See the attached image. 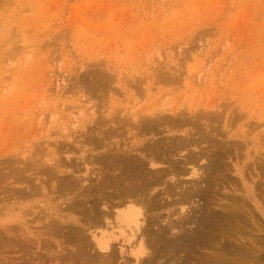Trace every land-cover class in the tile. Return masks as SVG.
I'll return each instance as SVG.
<instances>
[{"label":"rangeland","instance_id":"1","mask_svg":"<svg viewBox=\"0 0 264 264\" xmlns=\"http://www.w3.org/2000/svg\"><path fill=\"white\" fill-rule=\"evenodd\" d=\"M135 104H139L142 110L149 105L155 109L158 107L166 110H186L182 113L187 123L179 127L177 125L171 132L163 128V133H156L157 137L167 135L173 137V140H181L186 136L184 131L190 128L203 133L208 130L206 133L208 137L210 135L211 143L208 142L209 145L203 142L198 146L206 156L201 158L196 168L202 166L204 169L209 160L210 164L206 168L211 174L204 172L198 178L187 173L178 178L180 188L176 190L175 195L179 189L183 192L188 189L189 195L192 194L191 200L184 204L188 219L197 220L199 215L202 216L201 212L219 213L230 202L229 198L245 195L246 190L249 191L248 188L254 196L256 195L254 198L257 203L263 206V200H260L261 197L258 199L257 193L261 191L259 195L264 197V0H0V159L5 161L10 155L12 157L15 154L17 158L21 155L19 158H24V163H30V170L24 174L25 177H29L30 183L33 180L35 186L39 185L38 192L41 193L15 200L23 204L20 212L26 219L31 233L27 235V238L30 237V246L25 247L27 250L18 248L17 240L20 241L22 237L13 240L11 234L4 235V240L1 239L4 243L0 245V252L3 251L0 253V264H21V261L22 264H77L69 257V253L74 252V243L68 239L67 232L68 228L78 225L58 221L59 231L57 224V230L49 231L48 227L45 229V225L51 219L45 223L47 219L44 220L42 214L48 212V206L61 207L63 212L70 214L72 218L79 219V222L84 221L88 206L99 196L96 191H91L86 197L79 195L80 192L85 193L81 191L84 186L90 187L89 183L92 187L97 181L93 173L85 177L86 164L91 167L89 159L97 158L106 152L103 147H99L104 140L118 143L129 138L132 140L131 133L135 130L123 126L122 122L127 121L125 117ZM213 104H216V109ZM210 105L214 109H210ZM192 110L202 114L215 110L219 111V115L211 118L201 115L202 117L198 116L200 120L192 124L189 123V120H194L190 119L189 112ZM54 113H57L58 122L48 124L50 114ZM166 115L171 120L175 119L169 111ZM115 116L119 117L118 121ZM39 117H43V125L34 122ZM95 120H99V124H95ZM42 129L44 132L40 133ZM110 132H113L111 136ZM103 134H107L105 139ZM244 134L246 138L242 140L240 136ZM65 136L77 142L68 144ZM149 137L147 134L144 137L143 134H137V138H141L140 142L143 143H146ZM163 137L165 143L170 140L166 136ZM96 140H99V143ZM49 141L51 142L48 143ZM36 142L38 145L43 144L37 147ZM61 142L67 143L62 145L71 148L67 152H63V149L59 152L58 149V153H55L61 159L60 168L63 172L59 173L52 166V171L58 179L47 180V176L41 173L30 159L51 155ZM94 142L98 143L99 148H90ZM244 142L246 145L242 144ZM214 150L217 155L213 156L211 153ZM83 151L86 155L85 162L76 158L80 157V152ZM185 152V149L181 152L176 149L172 154L182 158ZM208 157L212 160L207 159ZM23 160H18L17 163L9 161L13 164V169L9 168L8 163L0 164V172L17 178L18 175L10 172L11 169L15 171L24 167ZM100 166H94L95 172L99 171ZM102 167L100 171L104 173L101 175H106V179L117 173L113 168H107L105 165ZM146 167L149 168L147 164ZM77 168L80 169L79 172ZM149 169L150 176H154L156 171ZM188 170L191 171L189 168ZM79 174L87 178L86 183L81 182L83 185L76 193L77 197L73 193L68 199H77L82 206L70 209V212L65 211L63 208L68 201L58 200V193L53 191V187H59L62 178L75 180ZM10 177H4L8 182L0 181V186L4 188L0 193V206H11L13 199L8 188H20L26 184L17 182L18 178L10 180ZM164 180L166 183L167 180L171 181L169 176ZM169 181L168 183L172 182ZM195 186L203 192V195H198L199 198L194 196ZM164 187L163 183L155 186L153 193L161 197L158 198L162 203L175 200V195L167 197L162 193ZM246 200L255 219L262 226L253 228L251 235L259 234L264 237V216L259 214L249 198L246 197ZM19 206L11 207L19 212ZM176 206L174 208L178 211H171L175 212L170 216L173 220L180 211V206ZM208 212L205 214H210ZM166 214H169L167 210H159V219H156V222L167 217ZM1 216L3 215L0 214ZM161 223L157 226L164 224ZM191 225L187 224L185 230ZM157 226L155 225L153 230ZM259 229L263 231L259 232ZM55 231L58 233L54 234ZM121 244L124 246L123 251H127L126 243H117L115 256L119 255ZM200 252L207 253L203 249L200 250L198 253L203 256L204 253ZM22 258H25V261ZM127 258L129 260V255H125V259ZM30 260L31 262H28ZM130 264L134 263L130 261Z\"/></svg>","mask_w":264,"mask_h":264},{"label":"bare ground","instance_id":"2","mask_svg":"<svg viewBox=\"0 0 264 264\" xmlns=\"http://www.w3.org/2000/svg\"><path fill=\"white\" fill-rule=\"evenodd\" d=\"M19 49H20V47H19ZM18 59H19V57H18ZM24 60H27V59H24ZM95 65H93V66H95ZM98 78H100V76ZM102 79L104 80V78H102ZM109 81L111 84V80H109ZM154 84H156V82ZM85 89H86V87H85ZM86 90H88V89H86ZM139 96H141V95L139 94ZM162 105H164V104H162ZM214 105H216V104H213L212 106H214ZM212 106L210 105L209 108L214 109ZM141 107H142V105H141ZM144 108L145 109L142 110L139 108V104H137V105L135 104L132 108L129 109L128 113L130 115L126 113L127 118L125 117V120H127V121L122 122L123 126H125V127L129 126V129L135 130L134 133H131V139L132 140H130V138H129L127 141L123 140L121 143L110 141L108 139L104 140L105 142L100 143L99 147L100 146L103 147L104 151H106V152L97 158L91 157L89 159L90 160L89 163L92 164L91 167H89V166L87 167V164H86L85 169L87 172H86L85 177H87V175H90L91 173H93L96 175V177L95 176L94 177L97 178L96 179L97 181L95 183L92 182L93 183L92 187H91V184H89V183H88V186L90 185V187H86V188H85V186L83 187L85 190L82 189L81 191L85 192L86 194L85 193L81 194V192H80V194L79 193L78 194L81 195L82 197H86L88 195V193H91V191H96L99 194V196H98V198H96V201L93 204H90L88 206L89 210L86 212V218H84V221L79 222L80 221L79 219L72 218V216L70 214L64 213L61 207L59 208L57 206L58 208H55L53 206H48L47 207L48 212L42 214L44 220L47 219L45 221V223H47V221L49 219H51L45 225L46 226L45 229L48 227L47 230L49 229V231H51V230L54 231V229L59 224L58 221H62L63 223L73 222V223H76L78 225V226H75L72 228H68L69 229V230L67 229L68 232L66 231L67 233H69L68 239L74 243V245H73L74 252L71 251V253H69L70 254L69 257H71V259L76 261L77 264H104L105 262H109V263H113V264H116V263L118 264V262H120V264H121V262H122V264L123 263L124 264H127V263L130 264V261L134 264H260V263L264 262V250H263L264 249V237L260 236L259 234L251 235V233H252L251 231L253 228H255V227L262 228V226H260L259 225L260 223H258L257 219H255L256 217L253 214V210L249 207L250 205H248L249 203L246 200V197L249 198L254 203L255 209L259 212V214L262 217L264 216V205L260 206L257 203L256 199L254 198L256 195L255 196L253 195V192L250 188H248L249 191L246 190L245 195L241 194L238 197H236L237 195L234 197L231 194V196H233V198H231V199L229 198L230 202L227 203L226 207H224L219 213L207 211L210 214L206 215L205 213H207V212H204L201 208L200 210H202L204 213L201 212L202 216L199 215L200 217L198 216L197 220L194 219L195 221H193V220L191 221L190 220L191 218L188 219V215L186 213L187 209L185 210V207H184V204L187 203L192 198L191 192H190L191 195H189L188 189L186 192L185 191L183 192L181 189H179L180 191H178L177 195H175L176 190L178 188H180V186H178V184H180V182H178V181L180 179L181 174L186 175L187 173H190L192 176H198V178H200L202 176V174H204V172L211 174L209 172V169L206 168V166L208 164H210L209 160H207L208 164L204 167V169H202V166H200L199 168H196L198 165V162L201 160V158L206 156V153L202 150V148H198V146L203 142L211 143L210 138H209L210 135L208 137V133H206L208 130L206 129L207 131L206 132L204 131L205 133H203L201 131L190 128L189 130L184 131V134L186 136H184V137L181 136L182 137L181 140L180 139L177 140V138H176V140H173V137H171V136L169 137L167 135L162 134L163 136H166V138L170 139L168 141L169 144H167L168 142L165 143L164 137L163 136L157 137L158 134L156 135V133H160V134L163 133L161 131H163L165 128L171 132V130H173V128H177L176 127L177 125L179 127V125H183L184 123H187L186 122L187 120H185V116H184V113L186 110L180 111L181 109L179 110V108H176L177 110H174L175 108L171 109V110H168V109L166 110V108L158 109V107H156V109H155L152 107V105H149V107H147V108L144 107ZM159 108H160V106H159ZM215 109H216V107H215ZM137 110H138V112H136ZM167 111H169V113H171L173 116H175L174 120L169 119L168 118L169 116L167 117V115H166ZM208 111H205L203 114L199 113V111H196V112L194 110L190 111L189 112V114H191L190 119L194 118V120L192 121V120L188 119L190 121L189 123L194 124V121L198 122V119L200 120V118L198 116H201V115L203 117H208V118H211L212 116L219 115V113H218L219 111H217V112L215 110H212L210 112H208ZM182 112H184V113H182ZM235 112H237V111L235 110ZM78 113H80V112H78ZM97 113L99 114V112H97ZM102 113H104L103 110H102ZM81 115H82V113H81ZM81 115H79V116H81ZM236 115H234V116H236ZM116 118L118 121L119 117H116ZM57 119H58L57 113L50 114L48 124H50V123L53 124V122L57 123L58 122ZM43 120H44L43 117H39L37 119V121H34V122H36L37 125H43ZM230 120H232V119H230ZM98 121H96V123L95 122L94 123L99 124ZM214 121H216V120H214ZM236 121H237V119H236ZM33 124H35V123H33ZM169 125H170V127H168ZM196 125H199V124H196ZM255 125H256V123H255ZM207 126H208V124H206V128H207ZM63 128L65 129L64 126H63ZM203 128H205V127H203ZM58 129H61V128H58ZM129 129L127 128V130H129ZM42 130H40V133L44 132V130L43 131ZM63 130H61V131L64 133L65 131H63ZM87 130H89V129H87ZM66 131H67V129H66ZM216 131H217V128H216ZM88 133H89V131L86 132V134H88ZM97 133L100 134L99 132H97ZM139 133H140V135L143 134V137L146 134L150 135V137L146 141V143L140 142L141 138H137V134H139ZM29 134H31V133H29ZM112 134H113V132H110L109 136H111ZM102 136L105 139L107 134H103ZM65 137H67V136H65ZM154 137H156V138H154ZM240 137L242 140H245L246 134H244ZM33 138L35 139V137H33ZM68 138H70V137L66 138L68 140V141H66L68 144H69V142L71 144L77 142V141L74 142L73 140H69ZM99 140L102 141L101 138ZM99 140H96V141L99 143ZM54 141L55 140H52V142H54ZM50 142L51 141H49L48 143H50ZM54 143L57 144V142H54ZM62 143L63 142L58 144V146L56 148L57 150L56 149L53 150L51 152V155H47V156H43V157H40L41 156L40 155L39 156L40 158L36 157V158L30 159L32 164H34V166H36L40 170L41 173H43L44 175L47 176V178H46L47 180H54L55 178H57V176H55V174H54L55 172L53 173V171H52L53 168L57 169V171L59 173L63 172V169L60 168L62 165V163H60L61 159L58 158V155L56 156L55 153L56 152L58 153V149H59V152H61L60 150H62V149H63L62 150L63 152H67L69 149L71 150V148H69L70 146L65 147L64 145H62ZM67 143H63V144H67ZM98 143L94 142V145L92 144L93 147L90 144V146H91L90 148L94 149V147H96V146H97V148H99ZM42 144H40V145H42ZM242 144L246 145V142H244ZM36 145H38V143ZM40 145H38L37 147H39ZM83 146H87V145L83 144ZM82 148L84 149V147H82ZM79 149L77 146L78 151H79ZM176 149L180 150V152L183 149H185V151H187V152H185L184 155H182L183 156L182 158H178L172 154V152L176 151ZM196 150H198L197 152L199 154L198 153L196 154ZM83 152H80L82 154L80 155V157H76V158H80L81 160H84V162H85L86 155H85V151H83ZM19 153H21V152H19ZM99 153H101V152H99ZM178 153H176V154H178ZM23 154H25V151ZM33 154H36V153L33 152ZM211 154L217 155V151L214 150V152H212ZM72 155H74V154H72ZM19 157H21V155H19ZM262 157H263V155H262ZM1 158L3 159V156ZM9 158H7L5 161L4 160L2 161L0 159L1 160L0 164L6 163V165H7V163H8V165L11 166V167L9 166V168H12L13 164L11 162H14V161L16 162L18 160L20 161V160L24 159V158L18 159L15 156V154L12 155V157L10 155ZM217 158H215V159H217ZM207 159H210V157H208ZM179 160H181V161H179ZM210 160H212V159H210ZM9 161H11V162H9ZM69 161L71 163V160H69ZM24 162H26V161L23 160V164H25L24 167H22V168L19 167V169H17V170L15 169L17 174H15V171L12 170L14 168V166L11 169V172H10V170H9V172L10 173L14 172L13 175H18V176H16L18 178L17 182L19 181L20 183H26L25 186L20 187V188H16V187L8 188L7 187L9 189L8 192H10L9 193L10 197L13 199V201L11 202V206L13 207L15 205H20L19 207H17V208H19V210H18L19 212H16L17 209L15 210L10 205L9 206L8 205L0 206V214L3 215L0 217V245L4 243V241H2L5 238L4 235L11 234L12 237L14 238L13 240H15L16 237H17V239H18V237L19 238L22 237V239H20V241L17 240V243H16L18 248H22V249L30 246V239H29L30 237L28 236V238H27V235L31 234V233L28 230V225L26 224V219L23 218V214H21V212H20L23 204H21V201H15V200L17 198L24 199L26 197L33 196L36 193L41 194L38 192L39 185L35 186L33 180H32V183H33L32 184V183H30L31 181L29 180V177H25L24 174L30 170V168H29L30 163L28 161L27 162L29 164L24 163ZM75 162H76V160H75ZM20 163H22V162H20ZM217 163H218V161H217ZM99 164L101 165L100 169L98 168L99 171L95 172L94 166L98 167ZM146 164L149 166V168L154 169L156 171V172H154V176H150V174H149L150 172L148 173L149 168L146 167ZM67 165H65V166H67ZM102 165L103 166L105 165L107 168H109V167L113 168L112 170L116 171L117 173H115L112 176V178L110 177L109 179H106L105 178L106 175H105V176H103L104 179H102L103 177H102L101 173H104V172H101L102 171L101 169L103 168ZM5 166H2V168H5ZM52 166H53V168H52ZM188 168L191 170L190 172H189ZM200 169H202L201 172H200ZM223 169H224V167H223ZM76 170L79 172L80 169L77 168ZM224 170L226 171V169H224ZM4 175H6L7 178L10 177V174H7V173L4 174V172L1 171L0 172V181L1 180L7 181V179H4V177H6ZM81 175L82 174L77 175V179L75 178V180H65V178H62L59 182V187H57V186L53 187L54 188L53 191L56 194L58 193L57 194V196L59 198L58 200L64 199L65 201H68V204L63 208L65 211L69 210V212H70L71 210H73L75 208H80L82 206V205H79V203H78L79 200L75 199L74 197L73 198L75 200L68 199L70 194L75 193L74 195L76 196V193L79 192V190L82 188V185H83L82 183L83 182L86 183L85 180L87 178L81 177ZM240 175H242V172H240ZM107 176H109V175H107ZM167 176H169V179L172 181L171 182V181L167 180V183H168V181L171 183L167 184L166 180H164ZM175 176H178V177L175 178ZM14 178L15 177L11 178L10 180H12ZM17 178H15V180ZM32 179H34V178H32ZM162 183L165 185V187L162 188L163 189L162 193L165 194L167 197H169L171 195H175V196H173L176 198L175 200L162 203L159 200L161 197L157 193H153L154 187L160 186V185H162ZM208 184H210V183H208ZM197 186L199 188V185H197ZM256 186H259V185H256ZM2 188H3V186L2 187L0 186V193L3 192L4 188L3 189ZM258 188H256V189H258ZM1 189H2V191H1ZM108 189H110V190L107 191ZM194 189H196V186ZM196 190H197V192H195ZM196 190L193 192L194 196H196V195L198 196L201 194L203 195V192L201 193L200 189H196ZM6 191L7 190H4V192H6ZM260 192L257 193V195L259 196V198H258V196H257V198L260 199V197H261L260 200H263L261 202H263V204H264V197L259 195ZM206 193H207V191H206ZM74 195H72V196H74ZM225 195H227V194H225ZM262 195H264V194H262ZM6 196H8V195H6ZM158 197H160V198H158ZM198 198H199V196H198ZM64 200L62 203H64ZM213 204H215V203L213 202ZM58 205H59V203H58ZM63 205H65V204H63ZM178 205L180 206V209H179L180 211L177 213L176 217H173L174 218V220H173L172 218H170V216L175 214V212H176L175 210H177V209H175L174 206L179 207ZM100 206H103V207H100ZM203 206H205V205H203ZM14 210H15V212H14ZM79 210L81 211V209H79ZM159 210H163V211L167 210L169 212L168 215L166 214L167 217L165 216V218L158 221V223H160V222L164 223L160 227L157 226L158 223L156 222V219H159V217H158V211ZM184 210H185V212H184ZM34 211H35V209H34ZM171 211H175V212H171ZM43 212H45V211H43ZM41 213H42V211H41ZM185 213H186L187 217H185ZM29 215H32V214H29ZM70 216H71V218H70ZM152 216H153V219H152ZM50 217H52V218H50ZM53 217H55V218H53ZM56 218H58L57 221H55ZM35 219H33V220H35ZM27 221H30V220H27ZM191 222L192 223L194 222L195 224H192ZM187 224L188 225L192 224L193 226L192 225H191V227L188 226L189 230L187 229V231H186L185 226ZM69 225H71V224H69ZM155 225L157 226V228L155 230H153V227ZM55 230H57V229H55ZM260 230L261 229H259V232L263 231V230L262 231H260ZM58 231H59V225H58ZM58 231H55L54 234H56V232L58 233ZM253 231H256V230H253ZM85 232H87V233H85ZM49 233H51V232H49ZM64 233L62 235H64ZM217 235H218V237H217ZM42 236H43V234H42ZM46 236H48V235H46ZM24 239L26 240L25 242L23 241ZM120 242L127 244V251H125V250L123 251L124 246H122V244H121V246L119 247L120 252L118 255L119 257H118V256H115L116 252H114L115 251L114 249H115L116 244L120 243ZM13 243H15V241ZM6 249H8V248L6 247ZM25 249L27 250V248H25ZM202 249L207 252L206 254H205V252H200L201 254L204 253V256L200 255L198 253ZM12 251L13 250L11 249V252ZM47 251H48V249H46V252ZM1 252L3 253L2 250H1ZM46 252H45V254H46ZM40 254H42V253H40ZM49 255H50V253H49ZM53 255H54V253H53ZM125 255H129V260H128V258L125 259ZM57 256H59V255H57ZM51 258H53V257H51ZM22 259H24V261H25V258H22ZM190 259H192L193 261ZM45 261H47V260L45 259ZM174 261H175V263H173ZM28 262H31V260ZM125 262H127V263H125ZM0 263H2V261ZM18 263H20V262H18ZM21 264H22V261H21Z\"/></svg>","mask_w":264,"mask_h":264}]
</instances>
